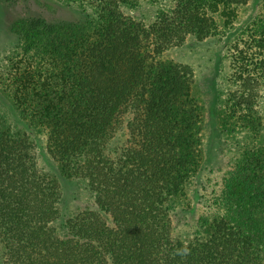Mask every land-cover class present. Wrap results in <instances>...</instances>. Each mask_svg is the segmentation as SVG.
<instances>
[{"label":"trees","instance_id":"obj_1","mask_svg":"<svg viewBox=\"0 0 264 264\" xmlns=\"http://www.w3.org/2000/svg\"><path fill=\"white\" fill-rule=\"evenodd\" d=\"M93 1L94 14L23 22L27 58L12 74V98L46 131L62 173L95 194V206L63 215L59 184L0 121V241L7 259L264 264V144L245 149L192 232H174L201 166V108L191 95L193 70L159 58L189 35L217 34L219 19L231 24L234 6L246 0H175L149 26L126 12L139 0ZM255 43L264 47L263 38ZM246 79L253 89L256 77ZM126 116V143L112 156L108 144Z\"/></svg>","mask_w":264,"mask_h":264},{"label":"rangeland","instance_id":"obj_2","mask_svg":"<svg viewBox=\"0 0 264 264\" xmlns=\"http://www.w3.org/2000/svg\"><path fill=\"white\" fill-rule=\"evenodd\" d=\"M175 0H139L126 12L146 26L156 22ZM93 0H0V121L30 146L37 168L59 184L60 210L72 216L95 206V194L84 183L69 178L49 150L48 135L12 98V74L27 55L22 50L23 22L68 21L79 12L95 13ZM232 23L219 19V31L203 40L189 35L180 46L166 49L159 58L188 65L193 70L191 95L201 111V166L184 200L183 220H174V232H192L201 216L209 214L221 194L226 177L248 147L264 144V0H246L235 6ZM256 77L253 89L246 77ZM251 89V90H250ZM250 95L243 108L237 103ZM238 106V107H237ZM254 122H251L249 120ZM128 116L116 125L107 152L116 156L126 143ZM249 123H248V122ZM61 221L54 227L61 230ZM0 264H11L0 241Z\"/></svg>","mask_w":264,"mask_h":264},{"label":"clouds","instance_id":"obj_3","mask_svg":"<svg viewBox=\"0 0 264 264\" xmlns=\"http://www.w3.org/2000/svg\"><path fill=\"white\" fill-rule=\"evenodd\" d=\"M187 250H185V254H186Z\"/></svg>","mask_w":264,"mask_h":264}]
</instances>
